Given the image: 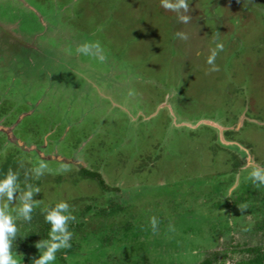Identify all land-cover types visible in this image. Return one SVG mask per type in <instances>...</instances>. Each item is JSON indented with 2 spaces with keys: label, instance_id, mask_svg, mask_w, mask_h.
<instances>
[{
  "label": "rangeland",
  "instance_id": "1",
  "mask_svg": "<svg viewBox=\"0 0 264 264\" xmlns=\"http://www.w3.org/2000/svg\"><path fill=\"white\" fill-rule=\"evenodd\" d=\"M188 4L183 23L161 0H0V180L11 169L16 197L40 189L31 221L14 219L18 264L39 258L51 228L31 238L60 201L76 220L52 264H236L264 249V185L249 179L264 168V0ZM97 41L103 62L77 52Z\"/></svg>",
  "mask_w": 264,
  "mask_h": 264
},
{
  "label": "clouds",
  "instance_id": "2",
  "mask_svg": "<svg viewBox=\"0 0 264 264\" xmlns=\"http://www.w3.org/2000/svg\"><path fill=\"white\" fill-rule=\"evenodd\" d=\"M161 4L165 9L176 12L181 22H189L190 17L182 14L189 11L188 0H175L174 3L171 0H161ZM176 35L181 39H188L187 35L182 32H177ZM223 49V43L217 42L215 48L210 50L211 54L206 61L211 66L209 72L219 71V66L215 64V60L218 53L223 51ZM77 52L84 55L96 56L101 62L106 59L103 54H100L101 46L98 41L78 46ZM46 170H48V165L42 161L32 171L39 178L44 175ZM67 171H70V168L66 165H62L59 169V172L62 173ZM17 179V174L9 169L7 176L3 180H0V201L5 198L7 201L0 205V264H18V261L11 253V243L17 233L14 219L31 221V213L35 203L33 196L40 192L39 188H33L31 185H28L27 191L22 192L19 197H16L15 194L19 191ZM249 179L258 186L264 185V168L260 166L254 167L249 174ZM17 198H19L21 206L17 209V216L13 217L9 214V204ZM246 208V204L241 205V210ZM75 220L76 217L72 214L70 205L66 201H60L54 208L46 211L45 221L51 225V230L48 233L49 239L40 240L36 243L35 246L41 251V255L38 259H34L33 264H52L56 260V253L59 250L71 247L70 241L73 233L69 231V222H74ZM150 222L152 230L155 233L157 231L158 220L153 216L150 218Z\"/></svg>",
  "mask_w": 264,
  "mask_h": 264
},
{
  "label": "trees",
  "instance_id": "3",
  "mask_svg": "<svg viewBox=\"0 0 264 264\" xmlns=\"http://www.w3.org/2000/svg\"><path fill=\"white\" fill-rule=\"evenodd\" d=\"M79 173L82 176H84V177H88V178L94 179L98 186H100L101 188H104V184H103L101 178L99 177V175L96 172L88 171V170H85V169H80ZM41 226H42L41 233L37 234L36 236L34 234V236L31 238V240L38 239V238L40 239L42 236L45 238V233H46V231L48 229L51 228V225H50V223L45 221V222H42ZM29 242H30V239H28V238L24 239V244H28ZM11 247H12V244H11ZM69 249L70 248L61 249L60 253L61 254L67 253ZM250 251L253 252V255L250 258L246 259L245 261H240V262H238L236 264H264V249L260 250V251L257 250V249H251ZM57 258H58V260H60L59 264H63L61 262V260H63L62 256L59 255V256H57ZM196 264H210V260L207 259V258H203L199 262H197Z\"/></svg>",
  "mask_w": 264,
  "mask_h": 264
},
{
  "label": "flooded vegetation",
  "instance_id": "4",
  "mask_svg": "<svg viewBox=\"0 0 264 264\" xmlns=\"http://www.w3.org/2000/svg\"><path fill=\"white\" fill-rule=\"evenodd\" d=\"M1 29V31H4L5 30V28H0ZM0 34H1V32H0Z\"/></svg>",
  "mask_w": 264,
  "mask_h": 264
}]
</instances>
